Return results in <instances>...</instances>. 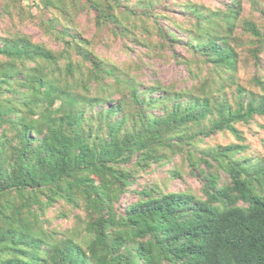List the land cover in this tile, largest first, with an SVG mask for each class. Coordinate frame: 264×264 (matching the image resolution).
I'll return each instance as SVG.
<instances>
[{
	"label": "trees",
	"instance_id": "trees-1",
	"mask_svg": "<svg viewBox=\"0 0 264 264\" xmlns=\"http://www.w3.org/2000/svg\"><path fill=\"white\" fill-rule=\"evenodd\" d=\"M209 1L0 0V264H264V155L239 128L264 118V31ZM114 44L179 45L207 75L145 83ZM175 157L199 194L141 181Z\"/></svg>",
	"mask_w": 264,
	"mask_h": 264
},
{
	"label": "rangeland",
	"instance_id": "rangeland-1",
	"mask_svg": "<svg viewBox=\"0 0 264 264\" xmlns=\"http://www.w3.org/2000/svg\"><path fill=\"white\" fill-rule=\"evenodd\" d=\"M211 4L209 0H204ZM259 4L264 7V0H258ZM243 11L242 17L253 18L262 31H264V14L254 9L251 0H242ZM28 33L34 36L37 40L46 41L47 38L40 34L39 30L29 25L25 29ZM245 40V46L249 45V37L242 36ZM146 48L145 46H135V50L130 53H124L116 44L110 48L98 46L96 51L104 58L125 63L128 61H138L147 68L140 73V79L145 83H150L155 79H160L162 83L172 84L175 88L185 87L196 81L194 72L200 77L206 76L207 69L197 62H192L189 59V54L179 45L175 50L158 49L157 47ZM244 55V54H243ZM264 67V50L260 54ZM189 61V63H187ZM191 68L192 71L189 69ZM201 67V68H199ZM255 72V67L252 64L244 65L238 72L240 82L245 86L250 85V78ZM246 137V142L250 145L251 151L256 154L264 155V118H256L250 125H239ZM234 137L230 133L221 132L208 140L210 143H227L233 141ZM182 168L181 175L176 178L171 177V169ZM187 167H181L179 157H175L172 162L158 166L148 173L142 174L141 181L157 182L158 184L167 187L169 190H189L199 194L200 182L187 171Z\"/></svg>",
	"mask_w": 264,
	"mask_h": 264
}]
</instances>
